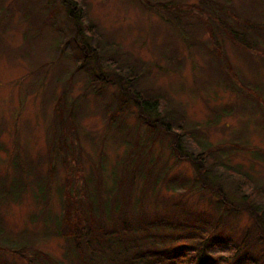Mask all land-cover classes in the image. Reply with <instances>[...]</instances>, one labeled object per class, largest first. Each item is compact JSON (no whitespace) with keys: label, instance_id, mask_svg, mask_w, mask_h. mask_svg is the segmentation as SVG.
<instances>
[{"label":"rangeland","instance_id":"374dc122","mask_svg":"<svg viewBox=\"0 0 264 264\" xmlns=\"http://www.w3.org/2000/svg\"><path fill=\"white\" fill-rule=\"evenodd\" d=\"M77 1L74 14L93 27L91 34L83 27L78 34L65 0H0V247H32L70 262L66 241L53 232L62 215L59 190L67 181L62 159L55 155L53 169L49 162V136L59 115L66 125L67 116L75 122L67 130L80 160L78 174L71 173L76 190L94 186L98 175L110 186L114 166L127 152L148 155L156 171L172 165L169 177L180 182L193 176L189 164L171 155V138L139 125L136 106L116 121L123 122L124 133L112 125L119 89L90 84L95 77L75 48L76 35L101 48L99 71L113 72L110 65L117 62L139 75V90L162 97L170 115L195 137L197 143L182 140L185 153L214 150L221 162L211 173L215 184L238 200L237 177L225 171L231 169L264 192V56L240 50L222 28L243 19L264 24V0ZM254 48L264 52V43ZM9 173L27 187L5 195ZM173 184L163 187V196L171 195ZM200 206L216 217L210 202ZM248 224L243 216L241 225ZM2 252L0 263L24 264Z\"/></svg>","mask_w":264,"mask_h":264},{"label":"trees","instance_id":"16d2710c","mask_svg":"<svg viewBox=\"0 0 264 264\" xmlns=\"http://www.w3.org/2000/svg\"><path fill=\"white\" fill-rule=\"evenodd\" d=\"M72 2L65 0L78 34L81 27L91 34L93 27L86 24L83 17L78 21L80 18L75 16ZM74 3L77 5L78 1ZM215 22L223 23L221 18ZM234 22L222 24L231 43L242 51L255 50L264 56L262 49L254 48L264 43V24H254L247 19ZM74 41L83 65H90L88 73L95 77L90 84L113 83L119 89L117 112L111 121L118 132L124 133L125 128L123 122L116 121L136 106L139 125L145 126L149 133L157 134L159 130L166 138H171V155L189 164L193 176L180 182L175 175L169 177L172 165L164 171H156L157 164L148 155L127 152L114 166L110 186L98 175L94 186L76 190L71 173L78 174L80 160L76 144L68 135V130L75 128V122L67 116L66 125L59 115L49 136V162L53 169L55 155L58 160L62 159L67 181L59 190L62 215L55 222L53 232L66 241L70 262L57 260L32 247H24V251L0 247V251L17 257L24 264H264L263 189L246 174L225 169L226 174L237 177L234 186L238 200L233 199L222 185L211 180V173L221 165L214 150L205 147L197 154L184 152V138L197 142L184 122L170 115L162 104V97H150L139 90V75L117 62L110 65L113 72L99 71L101 48L79 42L77 35ZM218 56L220 58V54ZM222 60L221 66L226 65ZM179 162L174 163L173 168ZM13 163L16 166L19 160ZM10 177L9 173V179L4 181L5 195H12L21 184L27 187L22 177ZM172 182L178 185L173 184L170 196H163V187L169 188ZM42 185L45 187L46 183ZM40 192L45 195L44 188H40ZM207 201L216 211V217L201 211L200 205ZM243 216L248 217V225H241Z\"/></svg>","mask_w":264,"mask_h":264}]
</instances>
